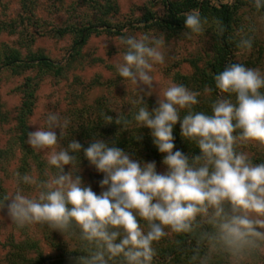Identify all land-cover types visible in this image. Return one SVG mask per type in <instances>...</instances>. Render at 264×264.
Returning <instances> with one entry per match:
<instances>
[{
  "label": "clouds",
  "instance_id": "clouds-1",
  "mask_svg": "<svg viewBox=\"0 0 264 264\" xmlns=\"http://www.w3.org/2000/svg\"><path fill=\"white\" fill-rule=\"evenodd\" d=\"M254 5L257 10L264 8V0H254ZM184 24L187 35L199 34L200 13L186 14ZM120 43L125 51L116 66L118 76L151 96L153 66L165 61L164 40L143 34L121 37ZM252 46V38L244 36L237 44L242 50ZM214 81L220 93L234 94L235 102L219 96L210 115L193 110L199 93L175 83L156 94L158 106L152 110L142 95L135 101L145 106L133 119L140 128L150 129L153 144L163 154L164 173L157 172L155 161L137 160L99 138L86 148L75 139L58 148L70 121L49 112L43 126L28 132L27 143L34 150H49L47 165L56 171L46 180L28 174L19 177L20 182L35 185L38 194L29 197L17 190L5 195L0 210L6 208L19 227L45 223L75 236L84 253L76 264H153L152 245L168 235L166 229L190 233L198 216L215 229L212 239L233 255L264 251V163H253L247 153L237 151L247 142L264 145V72L233 63ZM182 109H187L183 117ZM104 118L113 122L110 115ZM178 122L180 135L194 142L200 155L189 159L182 151H173V128ZM115 123L126 126L130 121L118 114ZM81 153L103 174L99 194L77 175Z\"/></svg>",
  "mask_w": 264,
  "mask_h": 264
},
{
  "label": "rangeland",
  "instance_id": "rangeland-1",
  "mask_svg": "<svg viewBox=\"0 0 264 264\" xmlns=\"http://www.w3.org/2000/svg\"><path fill=\"white\" fill-rule=\"evenodd\" d=\"M223 1L231 2L232 0ZM82 2L83 0H40L38 14L43 17L45 24H42L40 28L37 26L29 28V33L34 34L33 39L31 38L33 41L28 47L23 44L19 33L11 34L8 31H0V53L4 45L19 49L22 55L27 54L31 49L66 65L65 73L60 76L47 72L37 77L39 82L35 108L29 119L31 131H36L39 126L44 125L45 117L49 112H57L61 117L67 118L70 121L68 128L90 120L93 118V107L98 104L99 99L106 101L107 106L116 113L127 111L138 104L135 101L141 95L144 103L150 101L147 104L149 108L157 107V95L172 83L183 85L201 96H210L208 91H198L182 82L183 77L190 76L194 72V61L202 65L212 53L213 32L209 26H202L199 34L189 36L187 35L189 30H184L171 35L158 26L146 27L143 22H140L148 12L163 16L165 14L164 0H116L118 13L113 21L120 27L126 25L121 33L101 31L98 34H92L82 48L81 58L69 63L73 36L54 34L51 29L63 27L68 21L85 20L86 13L92 16L94 10L91 4L87 2L82 4ZM20 10L19 0H0L1 19L17 18ZM240 14L243 28L239 33L256 37L258 45L254 50L238 51L235 60L238 63L246 60L253 61L255 64L249 65L248 68L264 72V14L252 11L250 6L244 7ZM38 30L44 34L40 35ZM143 34L164 40L161 50L165 55V61L163 64L153 66L151 75L155 83L154 93L151 96L144 95L135 85L120 78L116 71V66L122 62V53L125 51L120 38L139 37ZM30 76H36V72L27 70L17 74L8 69L0 70V151L5 150V153L0 155V178L5 195H12L17 190L29 197H35L38 194L35 185H27L19 181L17 167L20 164L21 152L16 143L10 142L17 134L14 117L16 109L22 102L20 87ZM144 91L146 92L147 89L145 88ZM219 96L224 95L219 93ZM184 110H180L181 117H183ZM56 131L59 137L60 130ZM63 137L59 140L58 148L63 147ZM48 151L35 150L44 168L42 171L37 163L32 162V170L28 175L37 180H46L55 173L56 170L47 165ZM237 151L247 153L253 163H264V145L247 142L239 144ZM152 161L156 162L158 173H164L167 170L162 160ZM68 170L69 166H65V171ZM77 175L81 176L83 182L90 185L94 192L100 193L99 182L103 179V174L98 173L94 166L79 164ZM30 241H36L38 248L48 258L56 257L61 252V246H56V243L66 241L69 247H73V240L67 234L63 235L59 231L52 230L45 223L19 227L11 222L6 208L0 210V264H13L12 258L19 251L16 245H27ZM261 254L263 258L252 264H264V251H261ZM24 255L34 260L38 254L35 248H26Z\"/></svg>",
  "mask_w": 264,
  "mask_h": 264
},
{
  "label": "trees",
  "instance_id": "trees-1",
  "mask_svg": "<svg viewBox=\"0 0 264 264\" xmlns=\"http://www.w3.org/2000/svg\"><path fill=\"white\" fill-rule=\"evenodd\" d=\"M84 2L91 4L92 10H94L92 16L86 13L85 20L68 21L63 27L51 29L54 34L59 33L62 36L71 34L73 36L69 63L81 58L82 48L92 34H98L101 31L118 34L126 26L120 27L113 21L118 13L116 0H83L82 4ZM19 4L21 10L17 18L8 20L0 18V31H8L11 34L19 33L20 38L24 42L23 44L28 47L33 41L32 36L34 34L29 33V28L32 26L40 28L42 24H45V20L38 14L40 0H19ZM164 6L165 14L163 16H156L154 12H148L140 22H143L146 27L158 26L169 34L175 35L181 31L188 30L184 24L185 15L195 10L200 13L203 21L202 26H209L213 32L212 53L202 65L198 61H194V72L190 76L183 77L182 81L184 85L191 86L198 91L211 90L208 91L210 94L208 97L199 94L197 97L199 103L193 106L194 111L210 115L211 105L219 97L220 93L215 87L214 76L223 71L225 66L238 63L235 60V55L242 49L238 48L237 44L242 36L251 37L239 33L241 28H243L240 11L244 7L250 6L252 11L264 14V8L257 10L254 0H232L231 2H224L223 0H164ZM220 29H223V31ZM38 33L40 35L44 34V32L39 30ZM251 38L253 40L251 49L254 50L258 45L257 38ZM239 63L246 67L255 64L250 60ZM2 69H8L17 74L27 70L36 72V76L27 78V81L20 87L22 102L16 109L14 117L17 134L14 140L10 142L16 143L17 148L21 152L20 164L17 167L18 177L31 172L32 162L37 163L38 167H41L40 170L43 171L44 167L40 156L27 143V134L32 132L29 119L35 108L36 90L39 82L37 77L47 72L60 76L65 73L66 65L31 49H29L27 54L22 55L19 49L4 45L0 53V70ZM222 94L235 102L234 94ZM140 106L145 105L136 104L127 111L116 113L107 106L106 101L99 99L98 104L93 107L92 119L83 121L77 126L72 125L73 127L71 126L67 129L62 139L63 147H66L71 140L75 139L81 143L83 148H86L95 138H99L107 141L110 145L114 144L116 147L123 149L137 160L144 162L163 160V154L159 153L153 144L150 129L140 128L133 119ZM153 108L155 107H151L149 110ZM118 114L130 121V123L126 126L117 125L115 119ZM186 114L187 109L183 111V116ZM105 115L112 116L113 122L109 123L104 118ZM137 137H140V139H136ZM173 137L175 145L173 151L180 150L189 159L200 155L195 143L185 140L180 135L178 123L173 128ZM3 153H5V150L0 151V155H3ZM79 159L80 165L89 164L82 153ZM43 174L45 176V172ZM4 196L5 190L0 178V199ZM226 210H230L227 205ZM140 222L141 224L145 223L144 221ZM166 231H168V235L152 245L156 252L153 264H252V262L263 258L261 251H253L243 257L233 255L221 243L212 239L215 229L199 216L196 218L193 230L190 233L175 234L168 229ZM68 236L73 240V247H69L66 241L56 243V246H61V252L53 258L44 256L36 241H30L23 246L16 245L19 251L12 258L13 264H76L77 258L84 255V253L80 252L78 239L72 235ZM26 248H35L38 254L37 258L34 260L26 258L24 255Z\"/></svg>",
  "mask_w": 264,
  "mask_h": 264
}]
</instances>
